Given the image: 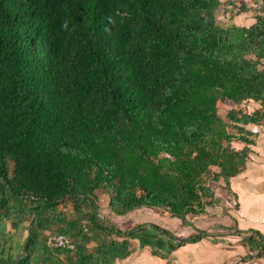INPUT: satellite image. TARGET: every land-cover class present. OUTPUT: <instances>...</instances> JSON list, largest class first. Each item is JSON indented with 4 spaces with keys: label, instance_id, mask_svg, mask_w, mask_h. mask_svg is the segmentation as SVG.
Instances as JSON below:
<instances>
[{
    "label": "trees",
    "instance_id": "16d2710c",
    "mask_svg": "<svg viewBox=\"0 0 264 264\" xmlns=\"http://www.w3.org/2000/svg\"><path fill=\"white\" fill-rule=\"evenodd\" d=\"M222 4L0 0V224L29 226L16 264H116L148 227L177 245L207 234L122 229L100 193L119 216L150 208L184 224L229 194L250 152L233 141H254L239 123L264 120V7L250 26H223ZM88 227L115 237L88 247ZM251 232L248 257L264 253ZM50 233L76 249L51 248Z\"/></svg>",
    "mask_w": 264,
    "mask_h": 264
},
{
    "label": "crops",
    "instance_id": "0c3cea01",
    "mask_svg": "<svg viewBox=\"0 0 264 264\" xmlns=\"http://www.w3.org/2000/svg\"><path fill=\"white\" fill-rule=\"evenodd\" d=\"M238 2L239 5L243 4ZM249 8L251 7L248 6ZM248 9L242 11L245 13L238 14L232 23L241 26L252 25L256 21V15L253 14H250L249 19L252 21L249 25L244 24L249 20L245 16L249 14ZM259 106L257 103L256 108ZM239 125L253 133L250 138L254 141L248 144L240 139L233 141L237 149L247 145L250 152L244 168L230 178V191L227 190L229 194L218 189V203L207 208L202 214L189 215L188 224L178 218H161L166 224L161 226L179 236L188 237L200 231L207 234L197 242L177 245V241H169L162 234L153 239L150 233L156 232L153 227H148L147 231L136 232L132 236L134 251L128 257L118 259L116 264H264V253L255 252L253 256L248 257L249 251L243 242L244 236L251 234V230L264 235V120L261 123ZM237 228L242 230L241 234L237 232ZM28 233V223L17 230L13 229L9 222L0 224V264L17 263L19 257L16 258V255L19 250L23 251ZM114 237L111 233L88 227L81 241L86 246L93 247L109 242ZM161 238L165 239L162 241ZM157 251H161L163 255L157 254Z\"/></svg>",
    "mask_w": 264,
    "mask_h": 264
},
{
    "label": "rangeland",
    "instance_id": "374dc122",
    "mask_svg": "<svg viewBox=\"0 0 264 264\" xmlns=\"http://www.w3.org/2000/svg\"><path fill=\"white\" fill-rule=\"evenodd\" d=\"M230 3V0H223L224 4L220 6V8L217 10V19L218 22L223 25V26H229L235 18L238 16L240 13H245L242 12L243 10H238L239 7L234 6L232 3L227 4L226 2ZM237 1V0H236ZM241 3H247L249 5V8L247 12L249 14L245 15L247 16V19L250 18V14L252 15H257L260 13V10L263 8L262 5H264L263 0H239ZM240 3V4H241ZM240 6V5H238ZM245 11V10H244ZM252 15V16H253ZM252 20L249 19L246 21L244 24H248ZM220 114L225 115L226 114V109L221 108ZM233 130V129H232ZM100 199L102 202V213L105 215H108L114 222L122 229H129L135 227L137 224L140 223H145V222H156L159 225H166L161 218H170L167 216H164L157 212L156 210L150 209V208H144V209H139L138 211H133L127 215L124 216H119L115 213H112L111 210H109L108 201H109V196L105 193H100ZM110 212V213H109ZM22 250H19V252ZM17 253L16 258L19 257V254Z\"/></svg>",
    "mask_w": 264,
    "mask_h": 264
},
{
    "label": "built area",
    "instance_id": "2783aa9c",
    "mask_svg": "<svg viewBox=\"0 0 264 264\" xmlns=\"http://www.w3.org/2000/svg\"><path fill=\"white\" fill-rule=\"evenodd\" d=\"M258 102L254 100H250L248 103H246V107L248 110L252 111L256 108ZM264 136V130L262 132ZM48 246L51 248H67V249H76V244L72 238V236L68 234H62V233H50V235L47 238Z\"/></svg>",
    "mask_w": 264,
    "mask_h": 264
}]
</instances>
